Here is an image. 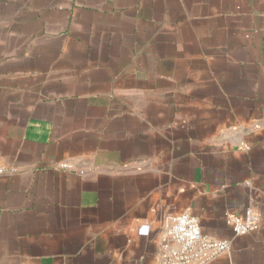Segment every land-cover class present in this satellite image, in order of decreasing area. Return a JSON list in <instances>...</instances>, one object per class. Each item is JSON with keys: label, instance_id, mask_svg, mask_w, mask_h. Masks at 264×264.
<instances>
[{"label": "crops", "instance_id": "obj_1", "mask_svg": "<svg viewBox=\"0 0 264 264\" xmlns=\"http://www.w3.org/2000/svg\"><path fill=\"white\" fill-rule=\"evenodd\" d=\"M0 168V264H264V0H0Z\"/></svg>", "mask_w": 264, "mask_h": 264}, {"label": "built area", "instance_id": "obj_2", "mask_svg": "<svg viewBox=\"0 0 264 264\" xmlns=\"http://www.w3.org/2000/svg\"><path fill=\"white\" fill-rule=\"evenodd\" d=\"M7 173L0 168V176ZM227 224L231 233L237 237L256 231L259 219L251 210H247L242 217H229ZM161 235L158 250L161 264H208L227 253L230 248L227 240L205 237L197 219L188 212L166 217Z\"/></svg>", "mask_w": 264, "mask_h": 264}]
</instances>
